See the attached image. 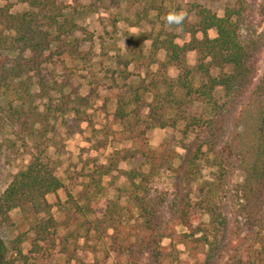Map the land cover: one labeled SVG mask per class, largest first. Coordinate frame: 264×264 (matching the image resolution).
<instances>
[{
  "label": "trees",
  "instance_id": "trees-1",
  "mask_svg": "<svg viewBox=\"0 0 264 264\" xmlns=\"http://www.w3.org/2000/svg\"><path fill=\"white\" fill-rule=\"evenodd\" d=\"M18 1L29 9L0 4V150L10 164L21 157L0 193V264L56 255L83 264L81 251L98 264H186L180 248L190 264H264V68L258 71L243 34L248 13L264 17V0H235L222 15L195 5V23L167 20L189 40L179 43L164 28L141 31L109 57L104 86L113 98L111 121L120 127L110 132L131 145L114 148L55 212L48 196L66 188L48 153L57 121L81 118L109 97H102L93 63L94 72L77 73L92 60L76 34L85 3ZM160 49L167 59L152 71ZM189 53L196 54L193 65ZM167 64L179 68L176 76L167 74ZM142 66L135 81L133 67ZM155 127L178 129L180 137L153 147L148 132ZM136 159L123 171L117 196L97 206L103 176ZM164 176L173 178L171 188L158 186Z\"/></svg>",
  "mask_w": 264,
  "mask_h": 264
},
{
  "label": "rangeland",
  "instance_id": "rangeland-1",
  "mask_svg": "<svg viewBox=\"0 0 264 264\" xmlns=\"http://www.w3.org/2000/svg\"><path fill=\"white\" fill-rule=\"evenodd\" d=\"M81 1L85 3L86 8L78 15L79 30L76 34L82 39V47L90 52L92 60L87 61L83 66L81 65L77 73L88 75L94 68L99 77H102L100 86V89H103L101 90L102 97L108 96L109 102L107 104H104L103 101L94 102L92 108H89L88 112L84 113L81 118L75 114H68L64 117V121L62 118L58 119L56 137L51 142L53 146L49 148L48 153L58 175L64 179L66 188L59 191L57 195L48 196L54 212L57 210V201L59 199L65 200L68 191L78 192L82 189L81 184L88 179L87 175L92 173L93 167L107 164V157L114 148L131 145L130 142H123L122 136L110 132L111 129H119L120 127L111 121L110 113L113 111V98L104 86L105 80H107L105 68L108 63L112 65L114 63L109 57L125 51L131 41V35L141 31L155 34L164 28L176 36L177 42L183 43L189 40L190 35L179 27L169 26L168 19L185 17L189 22L195 23L197 21L195 5H202L222 15L225 8L232 5L235 0H106L103 6L107 10L102 8V4L95 7L90 6L93 0ZM6 3L9 4L12 12L29 9L28 4L18 0H2L0 2L2 5ZM246 18L243 34L251 53L257 59L258 71H261L264 68V17H254L248 13ZM209 35L214 37L216 35L215 30L211 29ZM142 45L143 53L148 57L151 53V42L147 40ZM0 54H4L2 49H0ZM166 59V51L160 49L155 55V61L150 65L151 70L156 71ZM195 61L196 54L189 53L187 56L188 64L193 65ZM92 63L94 66L91 68ZM145 69V66L133 67L135 74L133 79L135 81L140 79L137 74ZM166 71L169 76L173 77L177 75L179 68L174 64H167ZM141 73L144 77L145 73ZM141 112L147 113V109L142 107ZM148 136L150 144L157 147L161 142L171 137H180V132L172 127H155L149 130ZM30 149L28 147L23 152L25 159L29 158ZM20 160L21 157H18L14 163L10 164L7 161L5 151L0 150V193L6 188L13 174L17 171ZM140 161V159H136L123 162L119 165L120 171L114 170L110 174L104 175V193L98 197L95 204L102 207L109 199L116 197V188L125 182L123 171L138 165ZM172 181L171 176H164L157 184L171 188ZM226 190L227 186L220 193L223 198L226 195ZM177 229L179 231L184 230L183 227ZM164 243L168 244L169 240L166 239ZM30 247L28 241L24 243L26 252ZM79 256L84 261L83 264H98L90 254L86 256L81 251ZM180 257L185 260L186 264H190L191 261L183 248H180ZM28 264L69 263L64 256L56 255L48 261L44 260V262L42 260L37 262L31 258ZM78 264L82 263L79 262Z\"/></svg>",
  "mask_w": 264,
  "mask_h": 264
}]
</instances>
